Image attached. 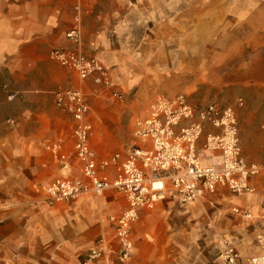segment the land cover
<instances>
[{"label": "crops", "instance_id": "obj_1", "mask_svg": "<svg viewBox=\"0 0 264 264\" xmlns=\"http://www.w3.org/2000/svg\"><path fill=\"white\" fill-rule=\"evenodd\" d=\"M183 2L191 1L0 0V147L6 148L8 156L2 151L0 155L13 168L0 173V264H160L154 243L138 236L134 240L133 230L130 260L120 261L113 252L107 260L85 263L101 235L118 247L108 218L126 208V199L111 190L102 196L87 193L70 203L49 205L44 188L65 172L44 146L63 139L62 150L72 153V125L56 108L54 92L75 87L89 98L95 128L91 144L97 155L108 157L128 147L123 145L122 120L133 112L135 99H130L137 82L134 67L139 50L146 49L148 58L149 53L166 50L168 45H179L180 16L195 10L194 5L182 6ZM77 5L81 7L83 51L109 68L112 79L120 83L123 102L91 78L81 80L50 58L52 49L74 46L67 32L75 25ZM258 61L264 65V58ZM257 92V101L249 97L248 105L237 102L236 112L243 155L249 163L260 165L264 163V89ZM109 102L120 106L104 107ZM70 163L71 174H79L77 158L72 156ZM252 182L257 187L254 194L235 195L223 189L204 202L214 206L230 200L232 215L264 221V177ZM234 207L251 208L252 217L235 214ZM139 222L133 229L137 227L140 235ZM258 248L260 252V244ZM240 259L239 254V264Z\"/></svg>", "mask_w": 264, "mask_h": 264}, {"label": "built area", "instance_id": "obj_2", "mask_svg": "<svg viewBox=\"0 0 264 264\" xmlns=\"http://www.w3.org/2000/svg\"><path fill=\"white\" fill-rule=\"evenodd\" d=\"M75 9V25L67 32L74 46L54 48L50 58L81 80L91 78L115 100L124 101L120 83L112 79L109 68L83 51L81 7L77 5ZM54 101L71 122L73 149L72 153L63 151V139L44 146L65 172L45 186L47 203H70L87 193L102 196L111 190L123 195L127 202L121 213L108 218L118 247L101 235L85 263L107 260L113 252L120 261L130 260L135 246L133 226L143 209H152L166 200L183 205L202 203L223 189L235 195L254 194L257 187L252 180L264 177V163H249L243 155L238 115L232 105L216 100L196 104L184 93L157 94L145 113L134 120L132 143L100 158L91 144L95 128L87 93L75 87L59 89L54 92ZM238 103L243 105V99ZM72 156L81 164L80 173L74 176ZM233 212L252 217L249 207H234ZM262 213L264 216V199ZM259 244L260 252L248 264H264V234ZM221 257L224 264H239V254L233 248L225 247Z\"/></svg>", "mask_w": 264, "mask_h": 264}, {"label": "rangeland", "instance_id": "obj_3", "mask_svg": "<svg viewBox=\"0 0 264 264\" xmlns=\"http://www.w3.org/2000/svg\"><path fill=\"white\" fill-rule=\"evenodd\" d=\"M186 1L191 2L182 6L194 5L195 10L180 16L179 45H168L148 58L146 49L139 50L134 67L137 82L130 99H135L133 112L122 120L124 146L132 143L135 118L145 113L157 94L184 93L196 104L216 100L237 108L238 99L248 105L249 97L257 101V91L264 89V65L258 61L264 58V0ZM117 105L109 102L104 107ZM2 159L0 155V173L13 171L12 162L4 164ZM232 206L230 200L214 206L160 202L145 210L138 223L140 235L137 227L133 229L134 240L138 236L152 241L160 264H224L225 247L240 254L241 264H248L259 252L264 221L234 216L229 210Z\"/></svg>", "mask_w": 264, "mask_h": 264}]
</instances>
